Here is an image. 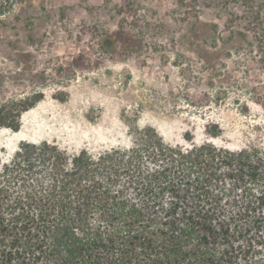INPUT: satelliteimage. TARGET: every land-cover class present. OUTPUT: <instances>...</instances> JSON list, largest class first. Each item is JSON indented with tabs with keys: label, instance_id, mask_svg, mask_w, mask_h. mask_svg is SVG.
I'll return each instance as SVG.
<instances>
[{
	"label": "rangeland",
	"instance_id": "obj_1",
	"mask_svg": "<svg viewBox=\"0 0 264 264\" xmlns=\"http://www.w3.org/2000/svg\"><path fill=\"white\" fill-rule=\"evenodd\" d=\"M114 30L128 50L112 52ZM33 95L19 128L0 129L2 160L21 142L127 148L143 128L173 148L264 153V0L27 1L0 18V105ZM209 172L216 208L259 196L260 183ZM240 259L264 264V244Z\"/></svg>",
	"mask_w": 264,
	"mask_h": 264
},
{
	"label": "trees",
	"instance_id": "obj_2",
	"mask_svg": "<svg viewBox=\"0 0 264 264\" xmlns=\"http://www.w3.org/2000/svg\"><path fill=\"white\" fill-rule=\"evenodd\" d=\"M27 1L0 0V18ZM38 100L1 104L0 129L16 131ZM215 166L260 183L259 196L216 208ZM263 205L264 153L248 148H173L150 128L97 153L21 142L0 158V264H239L264 244Z\"/></svg>",
	"mask_w": 264,
	"mask_h": 264
},
{
	"label": "flooded vegetation",
	"instance_id": "obj_3",
	"mask_svg": "<svg viewBox=\"0 0 264 264\" xmlns=\"http://www.w3.org/2000/svg\"><path fill=\"white\" fill-rule=\"evenodd\" d=\"M108 40L110 45L113 46L112 52H116L117 45L123 42V48L129 49L131 45V40L129 38H126V36H123L122 33L119 30H114L111 33L108 34ZM119 48V47H118Z\"/></svg>",
	"mask_w": 264,
	"mask_h": 264
}]
</instances>
